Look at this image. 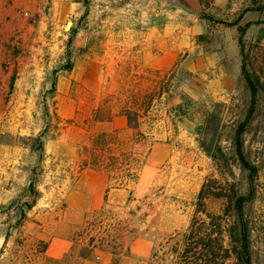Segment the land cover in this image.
<instances>
[{"label":"rangeland","instance_id":"obj_1","mask_svg":"<svg viewBox=\"0 0 264 264\" xmlns=\"http://www.w3.org/2000/svg\"><path fill=\"white\" fill-rule=\"evenodd\" d=\"M46 4L44 25L13 45L29 52L20 62L34 71L10 73L9 84L12 62L0 69V264H170L196 215L220 216L214 228L226 229L228 199L237 195L246 199L252 264H264V0ZM23 13L32 24L36 14ZM168 22L174 31L202 26L191 41L211 58L210 71L137 69L134 49ZM219 69L232 83L207 91ZM17 78L24 82L13 86ZM124 110L139 133L156 127L165 147L150 176L124 180L130 197L115 205L96 197L140 172L148 145L101 123ZM146 113L153 121L137 120ZM203 185L210 198L199 205ZM89 240L110 258L80 260Z\"/></svg>","mask_w":264,"mask_h":264},{"label":"crops","instance_id":"obj_2","mask_svg":"<svg viewBox=\"0 0 264 264\" xmlns=\"http://www.w3.org/2000/svg\"><path fill=\"white\" fill-rule=\"evenodd\" d=\"M223 2L224 0H214V5H220ZM46 3L47 0H0V69L6 60L12 62L7 66L5 71L6 81L9 84H11L10 79L12 77L10 73L20 72L21 68V71L25 73L34 71L32 69L29 70V64L24 66L20 62L26 58L29 52L18 47L15 48L13 45L14 41L17 42L18 39H20V42L27 41L28 33L34 30V26L39 28L44 25V21L49 16V14L45 12ZM52 4H56V1ZM26 10L29 11L30 16L36 14L35 18L32 20V24L28 23L22 15ZM48 11L50 12L49 7ZM169 24H172V22L166 24L163 33L158 35L150 33L146 35V39L143 40L147 42L146 47L138 48V51L134 49L133 54L136 53L135 59L137 61V69L140 68L152 74H167L181 65L190 73H201V75H204L206 72L210 71L211 58L199 52L198 47H194V42L192 43L191 41L196 35L202 33V26L198 23L200 28L197 24H193L179 31H174L169 27L171 26ZM41 35L42 34H40V37ZM29 37H31V35H29ZM40 37L39 40L41 39ZM36 53L39 55V50H36ZM214 71H216V69ZM221 73L219 69V75L209 80L207 91L210 89L209 87L211 85H215L216 83L229 87L233 78H230L227 74L223 75V73ZM20 82H24V79L17 78L12 84L13 86H17ZM128 115L129 111L124 110V112H119L117 115L111 116L110 119L105 120L101 118V123L106 126L109 132L117 131V133H125L130 131V133H135L134 137L136 139L139 138V141H148L147 148L140 152V157L138 154V159H140V161H137L138 168L141 165L142 168L141 171H138L136 174L121 176L120 179L117 180L121 183V186L116 189H110L106 193L103 192L101 197H96V200L101 202L106 201L107 203L115 205L124 204L130 197L132 191L127 187L126 183L128 181L124 180H130L128 184L131 182L135 183V181L139 182L144 176H150L151 171H155L157 165L162 160L160 154L165 144L158 142L156 127L154 129L148 128L147 131L139 133L138 130L130 127ZM150 117L151 116L147 113L142 114V116L136 115L137 120L142 123L147 119L150 122L153 121ZM141 173L143 174L141 175ZM95 177V175L92 176V182L89 183L90 185L95 183ZM102 180L106 185H109L111 182L107 177Z\"/></svg>","mask_w":264,"mask_h":264},{"label":"trees","instance_id":"obj_3","mask_svg":"<svg viewBox=\"0 0 264 264\" xmlns=\"http://www.w3.org/2000/svg\"><path fill=\"white\" fill-rule=\"evenodd\" d=\"M198 1L203 7V0ZM213 1L211 0V3ZM239 44L241 46V39ZM241 54L243 56V50ZM176 116L180 117V112H177ZM238 155L243 159L240 148H238ZM206 198H210V196L206 191V186L203 185L197 196V203L202 204ZM245 201L246 199L241 195L228 199V210L233 208L234 213L226 215V220L229 221L225 230L214 228L216 220H225L222 217L206 214V219H199L196 215L188 229L182 234L184 241L182 252L176 253L174 250V256L177 258L175 261H171L170 264H228L229 262L232 264H252L251 249L248 242L249 229L245 223L243 213ZM30 208L31 206L27 207V209ZM196 212L198 214L201 211L197 210ZM25 217L24 213L21 214L18 223L22 222ZM198 220L201 222L200 226H196ZM111 255L104 248H96L93 242L89 240L88 243L82 245L79 258L82 261H94V259L110 258ZM124 256L133 257L129 247L125 250ZM148 258L149 256L137 257V260L144 261Z\"/></svg>","mask_w":264,"mask_h":264},{"label":"built area","instance_id":"obj_4","mask_svg":"<svg viewBox=\"0 0 264 264\" xmlns=\"http://www.w3.org/2000/svg\"><path fill=\"white\" fill-rule=\"evenodd\" d=\"M23 14H25V13H23Z\"/></svg>","mask_w":264,"mask_h":264},{"label":"bare ground","instance_id":"obj_5","mask_svg":"<svg viewBox=\"0 0 264 264\" xmlns=\"http://www.w3.org/2000/svg\"><path fill=\"white\" fill-rule=\"evenodd\" d=\"M68 27V26H67Z\"/></svg>","mask_w":264,"mask_h":264}]
</instances>
